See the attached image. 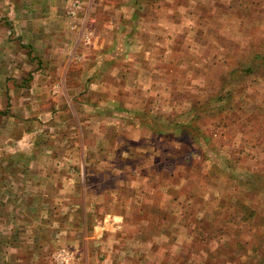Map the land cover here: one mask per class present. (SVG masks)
<instances>
[{
    "label": "rangeland",
    "instance_id": "obj_1",
    "mask_svg": "<svg viewBox=\"0 0 264 264\" xmlns=\"http://www.w3.org/2000/svg\"><path fill=\"white\" fill-rule=\"evenodd\" d=\"M243 8L201 13V32L186 19L178 41L181 30L168 28L184 61L155 44L150 75L126 54L130 43L113 51L117 67L94 75L77 28L33 44L34 29L0 12V264H234L243 253L264 264V244L252 247L264 235V68L233 82L239 111L208 101L223 55L235 66L261 50L264 0ZM60 81L65 90L53 92ZM125 102L140 125L118 124ZM177 120L201 133L166 136ZM107 132L141 155L114 157L119 142L103 141Z\"/></svg>",
    "mask_w": 264,
    "mask_h": 264
},
{
    "label": "crops",
    "instance_id": "obj_2",
    "mask_svg": "<svg viewBox=\"0 0 264 264\" xmlns=\"http://www.w3.org/2000/svg\"><path fill=\"white\" fill-rule=\"evenodd\" d=\"M73 1L0 0V12H4L12 21L10 24L18 28L34 29L32 34L27 37V39H33V44L43 45L50 43L54 38H69L70 33H73L71 30L77 28V32L80 33L79 45L85 46L86 49L92 47L91 55L88 54L89 56L83 62H86L85 69L87 71L90 68L97 67V70H94L96 71L94 75L100 74L97 71L101 72L103 68L100 67L103 65H109L104 68L106 70L117 67L114 52L121 50L123 44L130 43L132 53L126 54H130L132 60L136 62L134 66L138 65V70L140 69V71H144L145 74L150 75V71H157L156 67L153 66V59L159 54L158 51H154L155 44H160L161 57L170 49L169 58L173 56L172 60L176 58L178 59L177 61H184L185 48L182 43L181 46L176 43V45L171 44L169 48L170 42H167L169 40L168 28L175 27L181 30L180 34L176 35L178 41V37H184L183 29L186 25V19L192 18L194 26L198 28V32H201V29H199L202 23L201 13L210 14L209 20H212L216 19L215 14L218 11L214 6L217 0H80V6L76 15L71 17L67 15V10ZM230 2L231 7H229V4H225L223 7L226 8V12L232 15V17L238 15L241 9L245 10L243 8L244 0H230ZM250 2L252 4V0ZM221 10L225 11V9ZM222 13L224 14V12ZM227 19L229 18L226 17L225 20ZM115 29H120L121 31L115 33ZM38 30L47 31L41 34ZM101 32H106L109 38L101 35ZM119 33L120 35H118ZM61 42L56 41V44H60ZM223 56L227 57L226 55ZM82 58V54L75 53L71 55V60L81 61ZM166 60L167 58L165 57ZM224 60H221L223 67L218 74L219 78L221 73L222 75L226 73ZM147 65H150L148 69H146ZM139 75L138 73L136 76L138 77ZM63 77L66 78L64 75ZM125 77L126 75L123 78ZM60 79L63 81L61 77ZM93 79L96 78H92L91 80ZM95 81L96 84H99V80L96 79ZM41 86L40 88L46 91L43 85ZM52 89H54L53 92L64 91L65 85L60 81ZM117 91L122 90L118 89ZM123 91L134 92L135 90ZM39 102L42 103L41 100ZM115 109L121 110L119 113L124 114L120 116L118 124L125 119L133 125L141 124V122L136 123L135 119L132 120L130 116H136L140 113L135 105L125 102L123 106L118 105ZM2 113L4 111L0 110V115ZM108 124L113 125L111 122ZM126 139L124 134L113 132L112 134H106L103 141L119 142V145L115 148L116 150H113L114 157L120 158L128 155L130 158H137L141 155V152L134 146L128 145L126 147L122 145V142Z\"/></svg>",
    "mask_w": 264,
    "mask_h": 264
},
{
    "label": "trees",
    "instance_id": "obj_3",
    "mask_svg": "<svg viewBox=\"0 0 264 264\" xmlns=\"http://www.w3.org/2000/svg\"><path fill=\"white\" fill-rule=\"evenodd\" d=\"M232 2V1H231ZM230 0H217V2L214 4L215 8L217 9H225L223 6H225V4H229V7H231V3ZM251 4L250 0H244V6L246 7V9H249V5ZM261 50L259 52H253L247 56H245V54L238 56L240 58H247V61L243 64L240 62V64H237L235 66L234 65V58L231 59V57L229 56V58L227 59V57L224 56V62H225V71L226 73L222 75H220L219 81H220V89L216 92L215 96L213 97H209L208 101H212V102H217L220 101V106L219 107L220 111H225V113L232 111L233 109H236L237 111H239L241 109V107H237V102L235 101L236 98V89L234 86V83L236 80H239V84H243V80H246V77L249 76L250 73L255 72V70H257V68L259 69L260 66H262V68H264V42L261 45ZM227 59V60H226ZM221 79V80H220ZM203 103L199 102V106L197 109H200L201 107H203L202 105ZM195 108V107H194ZM242 114V113H240ZM243 115V114H242ZM184 114H180V117H183ZM172 123V122H171ZM193 130L197 133H201L200 131V127H196L194 128V125H191V123L189 122V124H185L184 122L177 120L176 122H173L171 126H169L167 128V132L164 131V134H166V136H169L170 138L174 139L175 137L178 136L179 133L185 132L186 134H190L188 132L189 128H192ZM163 129V128H162ZM165 130V129H164ZM163 130H156V133L159 134H163L162 132ZM204 135V139L209 140L210 141V135ZM201 137H196L195 140H201ZM181 141V140H179ZM203 149V148H202ZM190 166V165H189ZM188 166V167H189ZM261 178L264 179V171L261 172ZM262 189H264V187H261ZM213 198V197H212ZM251 213L249 214V216L253 213L252 210H250ZM264 242V235L261 236V239L259 240V242L256 244L254 243V245L252 246L254 249H260L263 246ZM248 242H245V244H247ZM253 249V250H254ZM243 257L242 260H238L237 258L234 257V259H232V263L234 264H249V255L247 253H243V255L241 256Z\"/></svg>",
    "mask_w": 264,
    "mask_h": 264
},
{
    "label": "built area",
    "instance_id": "obj_4",
    "mask_svg": "<svg viewBox=\"0 0 264 264\" xmlns=\"http://www.w3.org/2000/svg\"><path fill=\"white\" fill-rule=\"evenodd\" d=\"M80 6V0H74L71 6L67 10V15L74 17Z\"/></svg>",
    "mask_w": 264,
    "mask_h": 264
}]
</instances>
